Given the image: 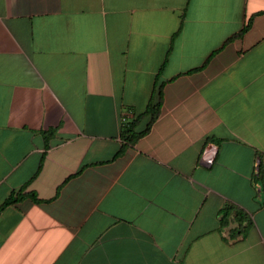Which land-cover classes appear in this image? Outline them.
Returning a JSON list of instances; mask_svg holds the SVG:
<instances>
[{
  "label": "crops",
  "instance_id": "crops-1",
  "mask_svg": "<svg viewBox=\"0 0 264 264\" xmlns=\"http://www.w3.org/2000/svg\"><path fill=\"white\" fill-rule=\"evenodd\" d=\"M18 190L0 264H264V0H0V204Z\"/></svg>",
  "mask_w": 264,
  "mask_h": 264
},
{
  "label": "trees",
  "instance_id": "trees-1",
  "mask_svg": "<svg viewBox=\"0 0 264 264\" xmlns=\"http://www.w3.org/2000/svg\"><path fill=\"white\" fill-rule=\"evenodd\" d=\"M160 100H161V92H160V86L155 90L154 93V100L149 101L147 106L145 107V110L138 115H132L131 120L127 123L120 124V139L123 143L122 147L124 145H132L136 139L143 134H145L151 123L156 119L159 111L160 106ZM148 117V122L145 126V128L140 132H135L134 128L136 125V122L139 118L142 117ZM51 130L48 132V134L43 133L44 135H51ZM46 137V136H45ZM121 149L118 151L120 152ZM22 198H28L31 201L35 200V197L31 193H22L21 191H17L13 194H10L1 204H0V210H2L4 207L11 205L15 203L16 201L21 200ZM219 222L222 227H226L228 224H233V227L229 230L228 238L229 239H238L241 238L245 231L250 226V221L246 218L245 214L236 209L235 207L226 205L219 211Z\"/></svg>",
  "mask_w": 264,
  "mask_h": 264
},
{
  "label": "built area",
  "instance_id": "built-area-1",
  "mask_svg": "<svg viewBox=\"0 0 264 264\" xmlns=\"http://www.w3.org/2000/svg\"><path fill=\"white\" fill-rule=\"evenodd\" d=\"M126 119H127V117H126V118H121V119H120V124H124V123H126Z\"/></svg>",
  "mask_w": 264,
  "mask_h": 264
}]
</instances>
